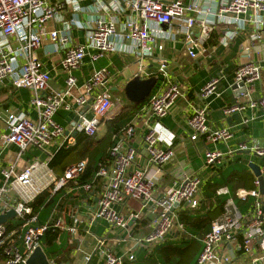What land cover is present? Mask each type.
I'll return each instance as SVG.
<instances>
[{
	"label": "built area",
	"instance_id": "obj_1",
	"mask_svg": "<svg viewBox=\"0 0 264 264\" xmlns=\"http://www.w3.org/2000/svg\"><path fill=\"white\" fill-rule=\"evenodd\" d=\"M54 1L52 4L51 0H0V84L10 80L17 89L30 90L31 105L37 113L35 121L28 119L23 112H8L6 116L0 114V143L4 147L16 145L21 153L30 147L46 151L59 141L72 145L75 140L71 134L75 131L90 138L101 131L115 107L111 94L113 75L109 68L96 70L84 85L83 93L75 95L78 87L75 72L85 65L87 59L94 66L107 55L135 57L139 62L138 76L141 79L156 77L157 85L162 81V88L153 91L148 102L149 112L158 122L170 114L182 95V89L179 83L170 79L167 60L159 59V73L155 75L145 71V62L155 59L156 52H163L165 42L175 40L177 35L185 37L187 54L195 59L218 26L222 25L225 29L220 40L224 47H228L250 26V48L246 49H250L255 58L236 69L231 89L234 85L240 89L243 83L248 89L249 85L261 80L264 73V0H110L104 4L95 0L96 5H90L86 11V14L94 16L87 29L75 16L61 26H50L57 19H63L59 11L68 6L66 0ZM176 22H180L178 26ZM74 28L84 29L83 43L74 38ZM13 40L16 46L11 43ZM46 42L54 45L56 53L63 54L60 66L66 73V81L62 90L52 86L51 73L39 57L38 52ZM220 82L221 78L210 80L199 93L203 105L194 108L188 119L192 141L204 137L211 144H227L233 138L228 128L215 129L208 123L209 100L221 95ZM93 96L89 115L86 107ZM248 108L264 112V98L255 101L247 92L237 97L236 103L224 113L231 115ZM62 110L74 112L79 118L74 127L66 129L56 121V115ZM134 132L135 127L129 126L114 136L111 159L99 165L92 183L84 186L75 183L76 189L88 194L98 183L103 191L95 210L89 209L85 214L73 210L68 214L72 225H68L63 218L38 225L31 203L45 191L53 197L69 188L70 183L86 171L87 160L69 165L61 178L51 174L49 162L39 160L33 161L21 172L14 166L3 169L0 215L15 210L16 218L25 221L22 245L15 239L16 231L9 233L5 224L0 225V247H4L6 255L4 264H27L31 254L38 247L43 248L41 239L51 227L66 231L67 242L72 247L81 244L87 237L95 239L93 252L84 255L82 264H90L93 255L103 260V264H124L126 259L132 262L136 260L137 250L153 251L166 241L171 232L185 231L177 209L184 204L193 210L200 207L204 180L185 177L156 194L157 181L154 177L142 169L131 170L138 154L129 145ZM172 142L169 131L159 123L149 129L144 138L149 162L159 171L174 157L171 147L160 148L159 144L171 146ZM246 151L264 158V145L249 148L244 143L228 154ZM228 154L218 149L207 150L206 163L220 164ZM262 171L264 174V169ZM10 192H15L17 199L5 203L4 198ZM235 195L232 198L228 187L217 190L218 197H227L224 210L202 238V249L195 264H233L237 247L243 253V264H264V195L260 192L258 179H255L253 189H239ZM234 199L242 202L253 199L254 202L246 213H242ZM132 201L139 202L141 210L152 217L151 230L145 237L129 233L130 221L133 217L140 220L141 215L126 217L118 209ZM100 220L107 224L106 234L94 236L92 227ZM48 260L49 264H58L54 259Z\"/></svg>",
	"mask_w": 264,
	"mask_h": 264
},
{
	"label": "crops",
	"instance_id": "obj_2",
	"mask_svg": "<svg viewBox=\"0 0 264 264\" xmlns=\"http://www.w3.org/2000/svg\"><path fill=\"white\" fill-rule=\"evenodd\" d=\"M110 0H101L104 4L108 3ZM167 2H172L175 0H166ZM185 2H190L191 0H182ZM67 5L63 9H60L59 13L63 16V19H57V26H61L63 22L71 20L75 16L79 22L83 25L85 29L89 27V23L94 19V16L86 14L87 8L90 5H96L95 0H66ZM51 3L54 4L55 1L51 0ZM180 22H176L175 25H179ZM176 27V26H175ZM74 38L80 43L84 42V29H72ZM251 27L247 28L246 31H242L237 38L232 42L228 47H224L220 40L225 32V29L222 25L218 26L210 40H208L203 48L200 50L197 58L192 59L187 54L185 37L183 35H177L175 40L165 42V48L161 53H155V59L146 60L145 71L152 74H158L160 68L159 59L167 60L168 62V74L170 79L173 82L179 83L182 89V95L177 100L175 105L172 107L170 114L163 118L160 122L156 121L151 115L148 109V103L141 111L131 120L128 124L123 125L124 127L134 126L135 132L133 138L130 140L129 145L133 146L138 154L135 159L134 164L131 167V170L142 169L147 171V173L154 177L157 181V187L155 189L156 194H160L166 189L170 188L174 182H181L185 177H199L204 180V186L201 192V202L206 200L205 191L208 184L217 181L223 173L225 175L231 173L232 178L236 181L234 184H238L239 180H243V184L246 187L239 189L251 190L254 188L255 176L251 172L248 164L254 162L258 164L262 170L264 169V159L256 156L250 151L238 152L236 154L229 155L231 150L237 148L240 144H247L249 148H252L254 145H264V112L262 110H253L246 109L243 112H235L231 115H226L224 110L236 103V95L231 89V85L234 82V73L236 69L248 61L251 58H255L254 54L251 53L248 49L249 45V33ZM11 43L16 46L15 40ZM56 48L50 42H46L42 49L38 52L41 61L45 64L46 69L51 73L52 86L57 90H62L65 87L66 73L62 70L60 64L63 58L62 53H56ZM105 59V58H103ZM100 60L97 64L103 61ZM259 60V58H256ZM105 62V65H101L102 68H109L113 75V80L111 81V90L120 92L123 94V100H127L125 96V86L129 80L134 79L138 76L139 71V62L138 60L129 55H114ZM103 62V64H104ZM91 66L88 59L86 60L85 65L78 71L75 72V76L78 79L77 90L74 91L75 95H80L83 93L84 85L91 79L93 73L96 70V65ZM214 78H221L219 85L220 96H213L210 102L208 123L212 128H228L233 134V138L227 143H218L211 144L206 141L204 137H200L196 141L190 139L191 131L188 126V119L193 114V109L197 106H201L202 101L199 99V93L201 89L208 84V82ZM144 79V78H142ZM158 86V85H157ZM157 86L153 91L157 90ZM152 91V92H153ZM248 95L255 101H260L264 98V73L262 74L261 80L249 85ZM113 98L115 104L117 101ZM89 103L86 107V111L91 115V105L94 100V96L89 98ZM32 92L28 89H17L15 88L10 80H5L0 84V114L6 116L8 112H23L28 119L35 121L37 119V113L31 105ZM71 100V98H70ZM116 106V105H115ZM136 106L132 105L129 101L121 109L120 113L123 111H128L131 107ZM115 109V107H114ZM112 110V113L114 111ZM60 113V114H59ZM57 115L61 117L64 115L66 118V129L72 127V123L76 118L74 112H66L64 110L60 111ZM114 113L111 114L108 119L103 123L101 131L97 134L94 140L89 144L90 153L92 156L97 158L98 155H107L111 148L115 145L113 143L112 136L109 135L108 127L111 119H114L117 115L120 114ZM59 123V122H58ZM161 124L165 127L169 133L173 142L171 146L167 144H159L160 148L171 147L174 150L173 159L163 166L159 171L158 167L150 164V156L144 145V138L152 127L157 124ZM71 136L74 138V145L76 143V136ZM109 141L107 146L101 150L100 146L104 141ZM66 144V143H64ZM60 141L57 144H54L46 151H41L35 147L26 150L24 153H21L20 149L16 145L2 146L0 143V183L4 182L2 177V171L5 168L14 166L15 169L19 172L23 171L26 166H28L33 161L38 158H46L47 161L40 162H49L53 156L58 152V150L64 145ZM218 149L226 155V158L216 165H208L206 163L205 154L207 150ZM51 154L52 157L49 155ZM49 167V165H48ZM50 170V168H49ZM51 171V170H50ZM51 174L58 178V174L51 171ZM63 175V174H62ZM238 178V179H237ZM233 181V182H234ZM231 191L230 187H228ZM238 189V190H239ZM82 190V189H78ZM103 187L98 183L93 191L86 196L84 194L76 195L77 189L74 186L69 185V188L63 189L61 193L56 194V200L58 201L57 209L59 211L58 215H53V219L63 218L68 225H72L73 221L70 216L64 214L66 211L63 207L65 204H75L73 201L79 202L78 209L82 214L87 213V211L96 205L95 201L102 194ZM86 193V194H85ZM55 197V196H53ZM226 198L227 197H220ZM233 198V197H232ZM16 198L15 192H10L6 198H4L5 203L9 201H14ZM207 202V201H206ZM254 200L252 199V203ZM206 204V203H205ZM0 206V211H1ZM63 208V210H62ZM192 211L188 208L186 204L180 206L177 209L179 215L185 211V209ZM209 206H204L202 209L208 210ZM250 207L247 208V211ZM120 211L126 216L130 217L132 214L141 215L140 220H135L130 230V235L135 237H145L149 234L150 219L152 218L147 212L141 210L139 202L132 201L128 205L119 207ZM75 210V209H74ZM49 211V210H48ZM61 211V212H60ZM65 211V212H64ZM246 211V212H247ZM64 212V213H63ZM245 212V213H246ZM41 213L39 219L42 224L49 222L46 216H43ZM64 214V215H63ZM149 215V216H147ZM196 216V215H194ZM200 216V215H198ZM134 219V217L132 218ZM18 218L9 219L7 223L15 224L17 223ZM40 222L37 224L39 225ZM7 223L5 225H7ZM142 223H144L142 225ZM107 224L100 220L94 224L92 227V234L94 236H103L106 233ZM63 234H66L68 238V233L63 231ZM24 234L16 235L15 239L17 243L22 245V237ZM63 236V235H62ZM205 236V235H204ZM203 236V237H204ZM202 237V238H203ZM198 240V237L191 236L186 232L177 233L176 231L168 234L166 241L161 244L159 248L166 246H180L185 247L186 245L182 242H185L187 239ZM62 240V239H61ZM202 240V239H201ZM201 240H199L201 244ZM195 242V241H194ZM66 244V243H63ZM194 246V243H193ZM69 253L63 254L62 256L49 255L46 250L48 259H54L58 264H82L85 254H90L95 248V239L93 237H87L81 244H77L76 247L67 246ZM192 249V248H191ZM190 249V250H191ZM148 251L144 248L136 251V263H131L127 259L125 264H160L162 263L161 255L159 251ZM201 252V250H200ZM194 257V263H196L197 258L200 254ZM68 260V261H66ZM244 258L243 253L238 251V247L235 252V260L233 264H243ZM5 261H0V264H4ZM90 264H103V260L99 259L97 255H93Z\"/></svg>",
	"mask_w": 264,
	"mask_h": 264
},
{
	"label": "trees",
	"instance_id": "obj_3",
	"mask_svg": "<svg viewBox=\"0 0 264 264\" xmlns=\"http://www.w3.org/2000/svg\"><path fill=\"white\" fill-rule=\"evenodd\" d=\"M149 99L150 96L139 105L133 106L128 111H123L114 119H111L108 127L109 135L114 138V136L119 135L124 129H126V127L123 128V125L128 124L129 121H131L141 111V109L146 106V104L149 102ZM56 121L59 122V124H61L62 126H66L67 124L64 115H61V117H58V115H56ZM95 137L90 138L83 133H78L76 136V143L74 145L64 144L49 161L48 165L50 170L58 174V178H61L63 176L62 174H64L66 168L69 165L79 161L87 160L88 165L84 174H82L75 182H71L70 185L74 186V184L77 183L79 186H84L86 184L92 183L99 170V165L106 163L111 159L110 151L107 155H98L97 158H95L96 155L92 156V154L90 153L89 144L92 140L95 139ZM113 143H115L114 139ZM233 181L234 179L232 178L231 173L227 175L223 173V175L217 181L208 184L205 191L206 200L205 202L204 200L201 202V205L198 209H192V211H190L186 208L185 211L179 215V221L184 225L185 228L184 232H186L187 235L189 234L190 238L191 236L203 237L204 235H206L211 230L212 223L222 214L226 198L221 199L217 196L218 189L222 187H230L232 190V197L235 198L237 190L239 188L246 187V185L243 184L242 179L239 180L238 184H234L236 181ZM59 193H61V191L57 192L56 194L58 195ZM87 195L89 194L87 193L86 196ZM57 204L58 201L56 200V195L55 197H51L49 193L45 191L37 196V198L31 203L34 212L33 215L37 216L38 222H40L41 220L39 219V217L41 213L46 210H52ZM235 204L237 205L240 212L245 213L247 211V208L252 205V199H249L247 202L235 200ZM206 205L210 208H208V210L202 209ZM151 221L152 218L150 219V223ZM40 224L42 223L40 222ZM143 224L144 223H142V225ZM24 225L25 221L18 219L17 223H7V225L5 226L9 233L16 231L18 236L23 233ZM176 232L181 233L177 230ZM62 234L63 232L60 229L51 227L42 237L41 244L49 255L62 256L63 254L69 253V250L67 248V246L69 247V244L67 241L66 244H63L61 240ZM194 241L196 240L192 238L187 239L185 242H182V245H186L185 247L166 246L163 248H159L160 246H158L152 252L157 250L159 251V253H162V263L160 264H171V261L174 260V256L177 255L181 258L183 256V253H185L186 251H190V249L193 247ZM0 261H6L4 247H0ZM136 262L137 259L135 261H132L131 263ZM178 264H180V261H178Z\"/></svg>",
	"mask_w": 264,
	"mask_h": 264
},
{
	"label": "water",
	"instance_id": "obj_4",
	"mask_svg": "<svg viewBox=\"0 0 264 264\" xmlns=\"http://www.w3.org/2000/svg\"><path fill=\"white\" fill-rule=\"evenodd\" d=\"M157 83H158V79L156 77H151L149 79H141L139 76H137L134 79L129 80L127 82L124 91L125 96L132 105L137 106L151 95ZM240 87L242 88L239 89L237 85H234L232 87V90L236 95V97H240L241 95L247 94L248 92V89L247 87L244 86V83L240 84ZM78 120H79L78 117L74 119V122L72 123L73 127L76 125ZM77 134L78 133L75 131L73 136H77ZM248 167L250 168L255 178L258 179L260 183V192L262 195H264V174L262 168L254 162H250L248 164ZM98 201L99 199L97 198L95 201L96 205L92 208V210L96 209ZM186 206L188 205L186 204ZM13 218H16L15 210H11L8 211L6 214L0 215V225L6 224L9 219H13ZM134 222L135 219H132L129 225L132 226ZM27 264H49L48 257L42 247H38L33 252V254H31L29 259L27 260Z\"/></svg>",
	"mask_w": 264,
	"mask_h": 264
},
{
	"label": "rangeland",
	"instance_id": "obj_5",
	"mask_svg": "<svg viewBox=\"0 0 264 264\" xmlns=\"http://www.w3.org/2000/svg\"><path fill=\"white\" fill-rule=\"evenodd\" d=\"M112 56H114V55L105 56V59H103L102 62H100L99 64L96 65V69H101V65H105V62H108L107 60H109V58L112 57ZM103 62H104V64H103ZM158 87L162 88V81H159V84H158L157 88ZM111 94H112V97H114V99L117 101V104L114 103L116 106H115V109H114L113 113H111V114L118 113V112L121 111V109L124 107V105L128 103V101L123 100V94L121 95L120 92L111 91ZM108 142H109L108 140L104 141L103 144H101L100 149L103 150L107 146ZM31 148H33V147H30L29 149H31ZM37 160H39V161H47V160H49V158L48 157H46V158H38ZM75 194L76 195H80V194L83 195L84 191L77 189V192ZM221 199H223V198H221ZM72 203H75V204H65V205H63V207H64V209L66 211V212L64 211L65 213L63 212L64 214H67V213L69 214L74 209L75 210L78 209L77 207L79 205V202L73 201ZM56 206L52 210L44 211L43 216H46L48 221H51L53 219V215H55V214L58 215L59 214V211H58ZM62 210H63V208H62ZM62 235H63L62 236V242L66 243V241L68 239L66 237V234H62ZM201 239H202V237H198V240H197V242L196 241L194 242V246L192 247V249L190 251H186L185 253H183V256L181 258L179 256H177V255L174 256V258H173L174 260L171 261V264H178V261H180V264H193L194 263L193 261L196 259V258L194 259V257H196V255H198V253L202 249V244H200V242H199V240H201Z\"/></svg>",
	"mask_w": 264,
	"mask_h": 264
}]
</instances>
